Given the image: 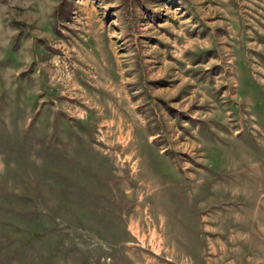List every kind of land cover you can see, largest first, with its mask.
Here are the masks:
<instances>
[{
	"label": "rangeland",
	"instance_id": "rangeland-1",
	"mask_svg": "<svg viewBox=\"0 0 264 264\" xmlns=\"http://www.w3.org/2000/svg\"><path fill=\"white\" fill-rule=\"evenodd\" d=\"M0 264H264V0H0Z\"/></svg>",
	"mask_w": 264,
	"mask_h": 264
}]
</instances>
